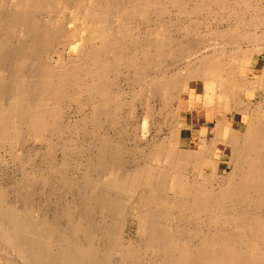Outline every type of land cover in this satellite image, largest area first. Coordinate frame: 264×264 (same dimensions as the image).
<instances>
[{"label":"bare ground","instance_id":"bare-ground-1","mask_svg":"<svg viewBox=\"0 0 264 264\" xmlns=\"http://www.w3.org/2000/svg\"><path fill=\"white\" fill-rule=\"evenodd\" d=\"M83 1H75L77 10L92 6L85 5ZM122 1L132 3L134 11H138L143 3L166 2L176 7V12L181 15L187 12L189 3L190 15H196L208 6L225 8L233 3L231 7L235 17L226 29L216 32L224 42L213 53L206 48L201 49L198 47L201 44L192 40L181 39L177 47L166 50L165 43L159 40L153 39L145 44L138 40L125 43L114 35L100 32L101 46L99 49L87 47L82 64L54 69L50 66L43 68L39 60L45 50L44 44L40 45L32 37L24 43L11 42V37L16 36L18 31L28 35V31L39 26L35 12L41 7L40 1L32 0L31 9L23 7L22 11L7 12L3 9L6 2L0 0V142L2 145L12 141L21 144L27 137L21 134L19 127L30 125L34 129L37 119L49 116L52 119L45 123L43 130L57 133L55 123L61 117L57 105L70 94L76 80H91L90 90L103 102V108L99 109L117 114L122 109V103L118 100L120 94L112 92V84L124 68L134 69L133 78L142 88L145 85L150 92L164 90L172 95V101L180 99L183 92L188 93L192 77L201 81L215 80L219 91L216 102L224 109L222 113H217L213 139H208L207 133H201L198 144H193L191 127L180 123L178 112L168 136L154 145L147 159L134 162L128 172V182L124 183L118 175L104 177L97 174L98 178L92 180L91 173L90 177L86 174L87 180L80 182L84 186L80 188L76 216L66 213L71 222L68 226L70 230L61 228L57 221L55 224L48 222L41 215L37 216L39 222H36L35 215L28 214L30 210L24 216L9 204L3 206L0 202L2 240L16 252L17 259L23 264H112L109 254L117 248L122 249L126 258L134 259L137 257L135 241L125 243L121 238L124 221L128 217L119 212L118 191H127L135 184L141 192L138 204L130 215L138 227V235L145 238L146 255L142 257L141 264H264V96L257 102L240 97L235 99V106L230 104L235 93L249 91L256 94V89L264 92V68L243 63V58L253 57L256 51L264 52V44L259 45L264 42V31H261L260 37L256 31H241V23L237 21L238 14L252 10L259 14L258 18L264 19V6L255 5L256 0ZM21 2L18 0L19 5ZM93 2L102 7L100 1ZM130 8H123L124 14H128ZM96 15L92 19L105 18L103 12ZM254 20L253 13L248 24L259 26ZM66 23L67 18L59 22L55 38L64 37L66 43L79 41L81 38L76 30L65 32ZM245 41L253 43L249 49L251 55L243 50L242 43ZM228 43H233L235 50L226 57ZM131 46L135 50L132 55L127 53ZM34 47L38 49L36 53L31 51ZM33 54L36 60L28 63ZM169 58L174 62L184 61L189 66L188 76H184V71L183 75L180 74V67L174 71L169 68L161 70ZM142 59L143 65H139ZM111 75L115 78L112 79ZM138 96L139 93L136 94ZM114 98L115 108L110 109ZM209 105L203 103L201 107ZM203 109L198 107V118H201ZM227 113L234 115L231 121L226 120ZM108 141L106 137L101 139L98 154L93 153L98 155L97 167L110 156L111 150L116 151L113 161L116 166L119 165L117 161L122 150L113 149ZM222 147L218 158L215 156L216 149ZM222 163L229 170L222 169ZM24 202L22 200V204ZM96 210L119 214L94 223L93 217L98 214Z\"/></svg>","mask_w":264,"mask_h":264},{"label":"rangeland","instance_id":"rangeland-1","mask_svg":"<svg viewBox=\"0 0 264 264\" xmlns=\"http://www.w3.org/2000/svg\"><path fill=\"white\" fill-rule=\"evenodd\" d=\"M38 1H40L41 7L38 11L36 10L35 18L39 24L38 27H41L42 30L38 27H33V30L28 31V35L23 31H18L16 36L11 37V42L13 44L24 43L27 42V38L32 37L40 45L44 44L45 50L39 56V60L43 63V68L44 66H50L54 69H64L69 65L79 66L82 64L87 53V47L99 49L101 46L100 32L114 35L125 43L126 41L130 43L138 40L141 44H145L153 39L159 40L165 43L166 50L177 47V43L181 39L192 40L193 42L195 41L194 43L198 42V45H202L205 42L203 43L204 45H199L198 47L201 49L206 48L205 50L209 53H213L215 48L224 42L222 38L216 35V32L226 29L230 22L233 21L232 17H235L231 7L234 5L233 3L225 8H219L215 5L208 6L196 15L189 14V3L186 6L187 12L181 15L176 12V7L166 2L156 3L151 1L143 3L138 11H134L132 3L122 0H98L101 2L102 7L96 5L93 0H84L83 3L85 5H92L89 9L84 10L76 9L74 6L76 0H66L70 4H67L65 0ZM256 1L254 2L255 5L264 6V0H258L260 3H256ZM2 2L7 3H5L6 6L3 8L7 12L22 11L24 8L31 9L33 6L32 0H22L21 5L18 4V0H2ZM129 6L131 7L129 13L124 14L123 8ZM116 8L121 9L118 11ZM99 9H101L100 12ZM102 12L105 15L103 20L100 18L92 19L93 16L95 17L96 14L99 15ZM253 13L255 15L254 22L259 24L257 27H252L248 24ZM258 15L253 10L245 14H238L239 18L237 21L241 23L240 30L256 31L257 35H259L258 37H260V34L262 35L263 33L261 31H264V19L258 18ZM65 18L68 21L67 25H64L65 32L76 30V33L81 38L79 41L66 43L64 37L55 38L59 22ZM45 29L46 31L44 32ZM97 29L98 31H96ZM35 33L38 35L36 39ZM172 38L175 40H172ZM248 42L242 43L243 50L251 55L249 49L253 47V43ZM228 44L225 48L226 57L230 56V51L235 50L233 43ZM263 44V41L259 43L262 46ZM31 51L33 53V51H38V49L34 47ZM226 52H230L229 55ZM127 53L130 55L135 53L134 47H129ZM107 57H110L109 54H107ZM36 58L33 54L27 62L32 63ZM143 61V59L140 60L138 64L143 65ZM243 63L264 68V52L256 51L253 57L243 58ZM179 67L182 72L180 74L183 75L184 71V76H188L186 74L190 72L189 66L184 61L174 62L172 58L165 62L161 70L169 68L174 71ZM130 70L122 69L121 73L116 77V81L112 84V92L120 94V96L119 94L115 95V98L119 96L118 100L122 103V109L117 114L103 112L102 99L100 96H94L90 90L91 80H76L75 82L73 81L74 86L70 94L57 105L61 113L60 119L55 123L58 128L57 133L43 130L45 123L52 119L49 116L37 119L34 129L30 125H21L19 131L27 137L21 144H16V142L12 141L13 143L7 142L2 145L0 142V202L3 206L9 204L10 207L14 208V211L17 210L21 214L24 213L22 214L24 216L30 210L28 214L35 215L34 219L36 222H39L37 216L41 215L48 222L52 221V224L57 221L60 223L61 228L67 230L71 222L66 218V213L75 214V207L80 201V188L84 186L80 182L87 180L89 173L92 175H89L92 180L98 178L97 174H100L104 177L118 175L121 180L123 179L124 183L128 182V172L134 162L137 159H147L154 150V145L168 136L171 123L177 118L178 112L180 113V123L183 126L188 125L191 127L190 135L193 144H198L202 134L207 133L208 139H213L214 134L212 133L216 127L215 123H217V112L219 111L218 113L220 114L224 109L223 106L217 105L216 102V96L219 91L215 80L205 79V81H201L192 77L189 79L188 93L185 91L180 99L172 101V95L167 94L164 90L150 92L148 86L144 85L142 88L141 84L137 83L133 78L134 69ZM250 75L253 76V74ZM111 78L115 77L111 75ZM251 86H246V88ZM137 93H139L138 97H136ZM152 93L153 95L151 96ZM263 96L264 92L262 89H256V94L249 91L245 92V94L239 92L232 95L230 104L233 107L235 99L238 100L240 97L245 98L246 101L257 102ZM120 97L121 99H119ZM115 98L111 101L110 109L115 108ZM210 101L212 102L210 103ZM203 103L209 106L207 108L203 107L205 108L203 109L201 107ZM99 107L102 108L99 109ZM198 107L201 110L203 109L200 112L202 119L198 118ZM233 116L227 113L225 118L231 121ZM26 127L28 128L26 129ZM22 128L24 130H21ZM105 137L108 138V142L113 149L121 148L122 150L120 156H118L122 158V160L118 158V166L113 161V157L117 155L116 151L111 150L110 156L106 157L101 162V165L97 167L98 149L101 146V139ZM192 141L190 142L191 144ZM223 144L224 141L220 144V147ZM222 149L223 147L216 149V157H220ZM222 169L229 170L224 163H222ZM131 187L127 191H118V199L120 200L118 207L120 209L119 212L123 216L126 215L128 217L124 221L121 238L125 240V243L135 241L137 259L126 258L122 254V249L117 248L113 253L109 254V260L112 264H141L142 257L146 255L145 238L138 235V227L133 223V217L130 215L138 204V195H140L141 191L139 192L135 184ZM3 194L6 195L3 197ZM22 200H25L23 204ZM101 210H96V212L98 211V217L97 215L93 217L94 223L98 219L103 220L108 216L112 218V216L115 217L119 214H109L108 211ZM110 215L112 216L110 217ZM73 216H76V214ZM55 218H58V220ZM53 228L55 229V226ZM69 230L68 232H70ZM55 238L57 239L56 235ZM3 241L0 236V264H23L20 259H17L16 252ZM1 253L4 254L2 255Z\"/></svg>","mask_w":264,"mask_h":264},{"label":"crops","instance_id":"crops-1","mask_svg":"<svg viewBox=\"0 0 264 264\" xmlns=\"http://www.w3.org/2000/svg\"><path fill=\"white\" fill-rule=\"evenodd\" d=\"M218 105V104H217ZM218 113V112H217ZM235 114V113H234Z\"/></svg>","mask_w":264,"mask_h":264}]
</instances>
